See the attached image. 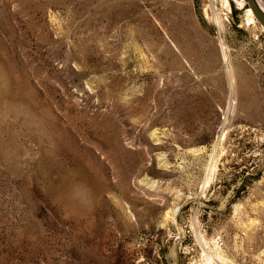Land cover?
I'll use <instances>...</instances> for the list:
<instances>
[{"label": "rangeland", "instance_id": "1", "mask_svg": "<svg viewBox=\"0 0 264 264\" xmlns=\"http://www.w3.org/2000/svg\"><path fill=\"white\" fill-rule=\"evenodd\" d=\"M247 9L0 0V264H264Z\"/></svg>", "mask_w": 264, "mask_h": 264}, {"label": "water", "instance_id": "2", "mask_svg": "<svg viewBox=\"0 0 264 264\" xmlns=\"http://www.w3.org/2000/svg\"><path fill=\"white\" fill-rule=\"evenodd\" d=\"M248 8L251 10L255 20L264 29V10L260 7L257 0H246Z\"/></svg>", "mask_w": 264, "mask_h": 264}, {"label": "bare ground", "instance_id": "3", "mask_svg": "<svg viewBox=\"0 0 264 264\" xmlns=\"http://www.w3.org/2000/svg\"><path fill=\"white\" fill-rule=\"evenodd\" d=\"M258 4L260 5V7L264 10V6H263V3H261L260 0H257ZM247 13L249 15V19L252 20L253 19V16H252V13L250 11V9H247Z\"/></svg>", "mask_w": 264, "mask_h": 264}]
</instances>
